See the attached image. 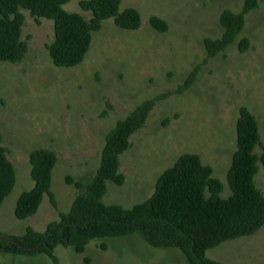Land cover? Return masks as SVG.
<instances>
[{
    "label": "rangeland",
    "instance_id": "rangeland-1",
    "mask_svg": "<svg viewBox=\"0 0 264 264\" xmlns=\"http://www.w3.org/2000/svg\"><path fill=\"white\" fill-rule=\"evenodd\" d=\"M82 0H70L63 9L86 19ZM244 0H121L120 11L136 9L138 30H123L112 20L92 36L84 61L74 68H57L46 46L54 38L53 22L40 23L25 16L22 39L27 53L22 62L0 61V135L16 182L0 206V239L21 236L27 227L44 232L67 212L79 193L65 177L88 184L94 178L108 132L143 102L174 93L200 65L192 85L181 94L157 101L143 128L130 138L131 147L120 156L122 186L107 183L103 202L131 208L148 199L157 178L183 154H196L223 184L221 196L231 193L227 173L236 150L238 110L246 107L256 118L264 145V3L245 16L240 37L250 48L230 46L224 56L203 61L205 38L222 33L218 18L223 10L239 12ZM168 25L154 31L149 19ZM51 149L58 161L50 190L37 213L26 220L14 216L21 193L33 188L29 153ZM261 148L256 149L260 155ZM264 193V166L255 177ZM102 245L105 248H102ZM58 264H188L175 248H154L138 233L92 240L83 254L57 246ZM222 264H264V226L252 236L226 241L206 252ZM0 264H53L44 254L35 256L0 252Z\"/></svg>",
    "mask_w": 264,
    "mask_h": 264
},
{
    "label": "trees",
    "instance_id": "trees-1",
    "mask_svg": "<svg viewBox=\"0 0 264 264\" xmlns=\"http://www.w3.org/2000/svg\"><path fill=\"white\" fill-rule=\"evenodd\" d=\"M69 1L0 0V61L17 64L25 58L27 43L22 39L25 16L21 9L28 11L37 23L41 19L53 22L54 38L46 49L57 68L79 66L90 50L93 34L100 31L104 21L112 20L123 30L135 31L141 26L136 9L120 11L121 0H82L79 6L91 14L90 19L65 11L63 6ZM262 3L264 0H244L239 12L223 10L220 13L218 23L222 33L219 38L204 39L206 58L203 63L224 56L232 45H236L241 53L250 48L249 39L240 37L245 16ZM149 24L158 33L168 30L167 23L157 16L150 17ZM199 68L197 65L174 93L147 100L118 120L106 135L92 181L84 184L70 176L65 177V184L79 191L69 210L59 212L58 219L50 222L44 232L27 227L21 236L0 239V252L29 256L44 254L53 264H58L54 254L57 246L83 254L92 240L138 233L151 247L178 249L188 264H222L207 258L206 252L226 241L258 232L264 226V193L257 189L255 177L259 164L264 166V145L260 141L256 118L246 107L239 108L235 124L236 150L227 173L231 193L227 198L221 196L223 184L213 177L211 167L204 165L196 154H183L157 178L152 195L145 201L124 208L107 205L102 200L108 182L116 186L125 182V176L120 172V156L130 149L132 135L143 128L157 101L168 94L186 91ZM1 142L0 135V206L16 182L15 169ZM258 147L262 149L260 155L256 153ZM57 161V154L51 149L39 148L29 153L34 186L18 197L14 208L16 219L26 220L35 215L45 196L56 207L50 187Z\"/></svg>",
    "mask_w": 264,
    "mask_h": 264
}]
</instances>
